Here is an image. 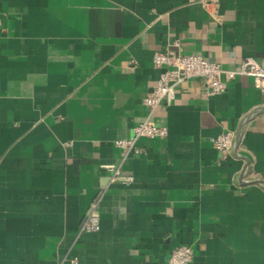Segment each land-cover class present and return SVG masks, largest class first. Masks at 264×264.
Listing matches in <instances>:
<instances>
[{
    "label": "crops",
    "instance_id": "1",
    "mask_svg": "<svg viewBox=\"0 0 264 264\" xmlns=\"http://www.w3.org/2000/svg\"><path fill=\"white\" fill-rule=\"evenodd\" d=\"M213 1V0H210ZM0 0V264H264V94L175 86L168 137L116 146L148 109L158 52L264 68V0ZM216 12V13H215ZM233 134L224 157L213 140ZM126 155V156H125ZM120 165L125 184L104 166ZM95 210L98 232H82Z\"/></svg>",
    "mask_w": 264,
    "mask_h": 264
},
{
    "label": "built area",
    "instance_id": "2",
    "mask_svg": "<svg viewBox=\"0 0 264 264\" xmlns=\"http://www.w3.org/2000/svg\"><path fill=\"white\" fill-rule=\"evenodd\" d=\"M207 9H217V0H203ZM216 13V12H215ZM175 50L158 52L153 58V64L161 70L159 78L153 90L143 98V105L148 109V115L144 120L133 127L132 136L129 139L119 140L116 146L125 150V154L140 153L137 142L141 138L163 139L167 138L169 131L166 124L154 117V112L163 103H172L175 97V86L181 82L198 79L202 80L208 96L221 95L226 92L228 83L238 76L252 77L261 92L264 94V68L253 58H247L237 69H227L218 62L211 61L199 54L184 53L179 41L175 42ZM214 146L224 157L230 155L233 146V134L226 133L213 140ZM126 156V155H125ZM113 172V181L125 184L132 183L133 177H123L121 167L104 166ZM101 229L98 213L93 210L82 224V232L92 233ZM194 258V250L190 245L175 248L166 264H191ZM73 264H78L73 261Z\"/></svg>",
    "mask_w": 264,
    "mask_h": 264
}]
</instances>
